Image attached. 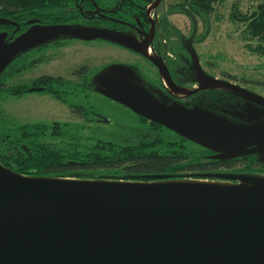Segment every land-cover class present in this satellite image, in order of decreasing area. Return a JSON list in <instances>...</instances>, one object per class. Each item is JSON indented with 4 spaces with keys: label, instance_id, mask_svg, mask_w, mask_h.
<instances>
[{
    "label": "water",
    "instance_id": "95a60500",
    "mask_svg": "<svg viewBox=\"0 0 264 264\" xmlns=\"http://www.w3.org/2000/svg\"><path fill=\"white\" fill-rule=\"evenodd\" d=\"M11 25L0 18V26ZM57 33L63 30L31 28L16 38L0 32V78ZM194 54L200 90L232 98L170 102L124 65L99 75V91L212 152L211 159L264 163V96L208 75ZM0 264H264V175L63 178L21 174L0 162Z\"/></svg>",
    "mask_w": 264,
    "mask_h": 264
},
{
    "label": "flooded vegetation",
    "instance_id": "af4514ba",
    "mask_svg": "<svg viewBox=\"0 0 264 264\" xmlns=\"http://www.w3.org/2000/svg\"><path fill=\"white\" fill-rule=\"evenodd\" d=\"M19 1L15 13L0 16L15 22L18 27L0 26V32H7L8 38H16L31 28L63 30L50 43L34 48L14 62L20 63L31 56L35 66L43 59H48L50 64L47 71L32 79L29 87L19 84L17 88L21 92L16 98L28 93L38 96L39 118L24 124L46 126L51 123L48 139L53 141L48 142V148L62 157L57 163L47 165L51 166L45 168H49L48 171L44 168L41 171L40 164L37 165L38 169L35 170L40 173H36V176L82 178L77 174L86 173L69 170L70 166L76 167L79 162L69 159L67 143H72L70 136L73 135L74 141L77 131L82 128L70 133L69 123L62 120L65 115L88 124L109 127L110 130L104 132L96 126L86 129L90 138L95 137L99 141L106 139L116 146H143L153 151V148L168 141L201 147L102 94L98 77L109 67L124 65L137 73L146 88L160 95L157 94V97L170 102L194 105L202 100L218 103L228 99L230 95L222 90H200L199 65L194 54L202 69L212 76L202 65L197 46L204 39L198 37L200 25L210 26L214 0ZM179 13L189 20L187 35L174 19ZM34 67L30 69L33 71ZM23 68L21 65L20 73L24 72ZM120 111L126 112L134 123L120 122ZM38 134L43 138L46 131H36L34 139ZM36 144L45 148L42 142ZM20 146L30 153L26 144L21 142ZM212 155V152L205 155L208 162L214 160L210 158ZM251 160H255V166L244 171L222 167L209 173L264 175L261 169L264 163L257 162L255 157L236 159V164ZM70 173L76 177H70Z\"/></svg>",
    "mask_w": 264,
    "mask_h": 264
},
{
    "label": "rangeland",
    "instance_id": "374dc122",
    "mask_svg": "<svg viewBox=\"0 0 264 264\" xmlns=\"http://www.w3.org/2000/svg\"><path fill=\"white\" fill-rule=\"evenodd\" d=\"M264 8V0H214L213 6H211V19L210 26L204 24L200 25L198 30V37L204 38L197 46V52L200 56L202 65L208 72L215 78L220 80L229 81L242 88L252 91L256 94L264 96V36H253L249 29V21L255 17L259 8ZM180 14V13H179ZM0 15H2L0 13ZM178 26L187 35L189 32V20L183 14L176 15L174 17ZM12 32V29H9ZM209 31V33L207 32ZM46 58V57H45ZM33 57L28 56L20 63H14L10 66L0 79V86L3 91L0 92V132L7 135V129L15 135L18 128L22 129L26 126L24 123H31L39 118L37 95L31 93L25 94L22 98H16L11 95L12 91H16V94H20L18 85L23 84L26 87L30 86V82L33 78L42 74L49 69L48 59H43L35 66L32 63ZM22 65L23 71L21 72L20 66ZM35 66V67H34ZM33 68V71L30 69ZM37 69V70H36ZM20 74V75H19ZM19 75V76H17ZM43 111L45 106L42 105ZM41 110V109H40ZM119 121L125 124H133L130 121V117L126 112L120 111L118 113ZM64 122H68L71 131L76 129V139L71 135V142L67 143V151L74 152L75 157H84L86 153H93L101 149L103 145L105 149H109L111 152H115L117 146L103 139L99 141L95 137L90 138L87 129L94 127L95 124H88L87 122L79 121L73 117H62ZM51 124V123H50ZM37 126L35 129L37 132L46 131V135L41 138L38 134L37 139H31L30 144H26L30 149L35 147L37 143L42 142L45 149L53 140L48 139L51 126ZM30 126V124H28ZM33 126V125H31ZM35 126V125H34ZM97 129L109 131V127L96 126ZM87 128V129H86ZM48 130V133H47ZM80 137H79V136ZM81 138V140H79ZM49 142V143H48ZM57 142V141H56ZM104 142V143H103ZM166 143L173 147L177 145L168 141L162 144L166 147ZM1 148L6 147V143L2 138L0 140ZM183 151L192 153L194 157L204 154L202 147H197L191 143H184ZM50 149V148H48ZM24 152V151H23ZM5 154V153H4ZM189 159H193L192 155H188ZM255 160L244 163L240 162L235 167L231 168V171H244L250 169ZM1 162V161H0ZM33 169L34 167H30ZM264 170V168H261ZM42 171V170H41ZM92 171H87L89 173ZM224 172V171H223ZM264 172V171H263ZM103 173L101 176H110L109 172ZM105 174V175H104Z\"/></svg>",
    "mask_w": 264,
    "mask_h": 264
},
{
    "label": "trees",
    "instance_id": "16d2710c",
    "mask_svg": "<svg viewBox=\"0 0 264 264\" xmlns=\"http://www.w3.org/2000/svg\"><path fill=\"white\" fill-rule=\"evenodd\" d=\"M19 0H0V16H9L16 12L17 6L19 5ZM255 17L249 21L248 29L253 36H264V8H259L258 12L254 14ZM14 63L11 65L13 66ZM3 89L0 86V92ZM14 90L11 92V95L17 97L19 94ZM37 126L26 125L22 129L18 128L15 132V135H10L7 129V135L0 132V140L3 138L6 147L1 148L0 145V161L4 166L26 175H36L40 171L37 165L40 164L39 169L47 168L57 163L61 160V155H58L51 151V149H45L38 146L31 147L30 153H26L20 146V143L24 142L26 144L31 143V139H34L36 136ZM104 143V142H103ZM173 145L171 147L166 143L164 145H159L157 143L155 146L156 149H148L143 146H135L129 148L124 145H119L115 149V152H111L107 144L103 145L101 149L93 153H86L84 157H75L74 152L69 153V159L73 162H79L75 166H70L69 170L72 172L75 170H81L89 173L77 174V176H83L82 178L94 179L101 176L100 172H109L110 176H115L117 178H128V177H139L147 175H178L182 173L187 174H201L209 173L212 171H217L218 169L233 168L236 166V160L221 162L213 160L208 162L204 154H200L197 157H194L192 153L183 151V147ZM151 148V147H150ZM207 153H210L208 150L202 149ZM24 151V152H23ZM5 153V154H4ZM188 155H192V160L189 159ZM30 167H34L31 169ZM63 167L59 168L60 170ZM49 169V168H48ZM45 169V171H48ZM58 169V168H57ZM32 171H35L33 173ZM105 175V174H104ZM65 176H68L65 175ZM70 177H76L74 173H70Z\"/></svg>",
    "mask_w": 264,
    "mask_h": 264
}]
</instances>
